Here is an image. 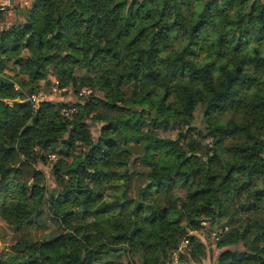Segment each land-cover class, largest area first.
Returning <instances> with one entry per match:
<instances>
[{"label":"trees","instance_id":"1","mask_svg":"<svg viewBox=\"0 0 264 264\" xmlns=\"http://www.w3.org/2000/svg\"><path fill=\"white\" fill-rule=\"evenodd\" d=\"M16 12L0 26V69L13 72H0L12 230L0 264H193L207 222L217 264H264V0H32ZM50 64L77 92L85 69L92 91L18 112ZM169 123L177 136L159 134Z\"/></svg>","mask_w":264,"mask_h":264},{"label":"rangeland","instance_id":"2","mask_svg":"<svg viewBox=\"0 0 264 264\" xmlns=\"http://www.w3.org/2000/svg\"><path fill=\"white\" fill-rule=\"evenodd\" d=\"M4 0H0V2H3ZM20 1V0H13V5L10 8L7 13L4 14V17L1 19L0 26L2 27L5 24H10L20 18V14L16 12L17 6H21V4H28V6L31 4L32 0H26ZM39 53L40 51H27V54H32L34 57L38 60L39 63H43L39 59ZM9 65H11L9 63ZM48 65V64H47ZM52 69V74L49 75L48 79H41L40 80V89L37 93L33 94L28 98V100L32 101V106L23 108L21 110H18V112H24L25 110H30L32 107L37 105L42 100H52L56 103H72L76 100H81V96L87 95L92 91V81L88 77V73L83 68H77L76 74L78 77L83 78V85L80 89V92H77L71 85L70 86H61L60 81L57 79L56 70L53 67V65H49ZM7 72V73H13L8 67H3L0 69V72ZM20 85L17 84V88H19ZM90 128L94 131L95 134H97L98 125L97 124H90ZM159 134L161 136H177L180 131V126L178 124H172L169 123L168 125L161 126L158 128ZM53 157V156H52ZM39 167H42L48 177L49 184L53 185L55 184V180L51 171V164H43L39 163ZM83 206L82 201L80 199H76L73 202H69L66 205V209L68 208H74L76 210L81 209ZM55 230L54 227L49 226L45 227L43 231H51ZM12 233V230L10 227L4 222V220L0 217V256H4L5 253L9 249V243H10V235ZM196 233H198L201 238L207 243V254L201 261H194L193 264H217L216 263V257L217 254L220 251V248L217 246L216 243V230H213L211 226H209V222L205 223V226L201 229L196 230Z\"/></svg>","mask_w":264,"mask_h":264},{"label":"built area","instance_id":"3","mask_svg":"<svg viewBox=\"0 0 264 264\" xmlns=\"http://www.w3.org/2000/svg\"><path fill=\"white\" fill-rule=\"evenodd\" d=\"M13 5V0H4L3 2H0V13H7V11L10 10V8ZM72 110H69L67 112H70ZM188 243V239L183 240L181 247H185Z\"/></svg>","mask_w":264,"mask_h":264},{"label":"crops","instance_id":"4","mask_svg":"<svg viewBox=\"0 0 264 264\" xmlns=\"http://www.w3.org/2000/svg\"><path fill=\"white\" fill-rule=\"evenodd\" d=\"M20 1H21V0H20ZM22 1L27 2L26 0H22ZM27 3H28V2H27ZM21 5L27 6L28 4L25 3V4H21Z\"/></svg>","mask_w":264,"mask_h":264}]
</instances>
